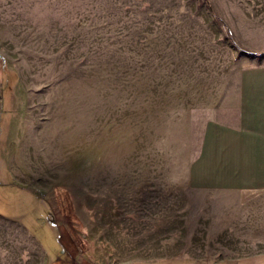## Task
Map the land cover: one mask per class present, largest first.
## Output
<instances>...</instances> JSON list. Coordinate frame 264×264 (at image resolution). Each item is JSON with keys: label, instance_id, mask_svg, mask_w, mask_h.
Masks as SVG:
<instances>
[{"label": "rangeland", "instance_id": "obj_1", "mask_svg": "<svg viewBox=\"0 0 264 264\" xmlns=\"http://www.w3.org/2000/svg\"><path fill=\"white\" fill-rule=\"evenodd\" d=\"M167 5L0 0V172L54 207L50 264L246 261V194L185 180L246 53L209 15ZM1 215L0 264H43Z\"/></svg>", "mask_w": 264, "mask_h": 264}, {"label": "crops", "instance_id": "obj_2", "mask_svg": "<svg viewBox=\"0 0 264 264\" xmlns=\"http://www.w3.org/2000/svg\"><path fill=\"white\" fill-rule=\"evenodd\" d=\"M167 1L168 16L201 11L225 29L236 54L235 47L246 53L239 60L236 55L235 88L222 100L220 113L206 121L185 180L187 191L197 195L246 194V261L237 264H264V0H208L210 8L205 0ZM10 172H0V210L8 217L1 216L22 224L41 248L43 264H50L49 257L62 251L54 207L16 184ZM183 264L222 263L188 257Z\"/></svg>", "mask_w": 264, "mask_h": 264}]
</instances>
